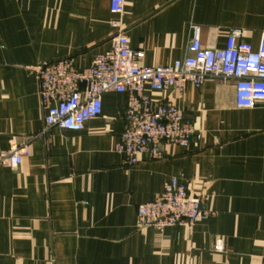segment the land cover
I'll list each match as a JSON object with an SVG mask.
<instances>
[{
  "label": "crops",
  "instance_id": "crops-1",
  "mask_svg": "<svg viewBox=\"0 0 264 264\" xmlns=\"http://www.w3.org/2000/svg\"><path fill=\"white\" fill-rule=\"evenodd\" d=\"M110 3L0 0V153L30 148L19 166L0 165V264H264V102L239 108L234 81L218 78L182 96L148 88L179 105L201 138L128 165L115 149L128 94H104L103 113L81 131L46 129L36 72L63 58L88 67L119 32L142 64H172L189 54L191 23L205 48L239 30L257 49L264 0H126L120 14ZM174 177L210 216L138 228L137 206Z\"/></svg>",
  "mask_w": 264,
  "mask_h": 264
},
{
  "label": "built area",
  "instance_id": "built-area-1",
  "mask_svg": "<svg viewBox=\"0 0 264 264\" xmlns=\"http://www.w3.org/2000/svg\"><path fill=\"white\" fill-rule=\"evenodd\" d=\"M126 0H111L112 13L123 12ZM192 34L189 54L168 65L142 64L144 52L131 47L128 35L119 32L112 38L110 50L95 57L85 68L76 66L73 58L45 62L36 67L39 95L45 110L46 129L81 131L86 123L103 113V96L109 92L127 93L124 128L115 149L128 165L138 164L144 157L161 159L166 142L190 147L201 134L186 119L184 110L174 102L156 99L147 91L176 90L182 96L188 85L201 88L209 78L235 83L236 105L252 108L264 102V33L260 45L241 39L235 30L227 36L222 48H205L201 27L190 24ZM30 153L28 144L13 142L0 153V165L19 166ZM138 228L193 226L210 213L190 195L188 184L176 177L147 202L137 206ZM216 250L224 245L218 239Z\"/></svg>",
  "mask_w": 264,
  "mask_h": 264
}]
</instances>
